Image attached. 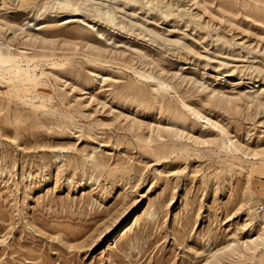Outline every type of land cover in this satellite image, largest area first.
Masks as SVG:
<instances>
[{
  "label": "rangeland",
  "instance_id": "1",
  "mask_svg": "<svg viewBox=\"0 0 264 264\" xmlns=\"http://www.w3.org/2000/svg\"><path fill=\"white\" fill-rule=\"evenodd\" d=\"M6 1L0 264H264V0Z\"/></svg>",
  "mask_w": 264,
  "mask_h": 264
},
{
  "label": "bare ground",
  "instance_id": "2",
  "mask_svg": "<svg viewBox=\"0 0 264 264\" xmlns=\"http://www.w3.org/2000/svg\"><path fill=\"white\" fill-rule=\"evenodd\" d=\"M4 1H6V0H4ZM7 2V1H6ZM128 2L129 3H131L132 2V0H128ZM21 5H26V3L25 2H21ZM18 67V66H17ZM17 71V70H16ZM206 122H208V120H206ZM230 143H231V141H229ZM236 150H238L237 148H235Z\"/></svg>",
  "mask_w": 264,
  "mask_h": 264
}]
</instances>
